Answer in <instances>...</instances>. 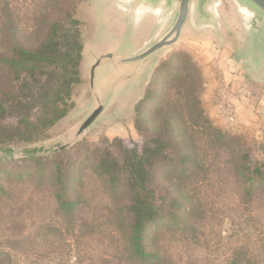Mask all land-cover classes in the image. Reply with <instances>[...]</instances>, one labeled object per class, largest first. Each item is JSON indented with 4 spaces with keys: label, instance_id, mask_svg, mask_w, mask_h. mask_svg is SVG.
<instances>
[{
    "label": "rangeland",
    "instance_id": "rangeland-1",
    "mask_svg": "<svg viewBox=\"0 0 264 264\" xmlns=\"http://www.w3.org/2000/svg\"><path fill=\"white\" fill-rule=\"evenodd\" d=\"M107 1L76 4L80 82L66 115L33 143L0 136V264H136L118 215L130 190L110 193L96 167L104 161L108 173H118L124 150L156 145L170 165L191 156L197 167L183 176L166 167L153 172L148 187L161 215L148 224L146 242L159 258L155 264H264V189L246 194L238 169L243 154L248 165H264V71L255 74L242 58L245 44L231 0L218 8L220 34L186 28L132 107L123 110L127 85L78 143L54 152L91 112L88 51L109 52L123 31L120 21L107 22ZM49 4L0 0V9L8 8L30 33ZM200 112L220 133L238 139L235 152L204 131ZM126 177L118 173L120 188ZM57 193L76 205L61 211Z\"/></svg>",
    "mask_w": 264,
    "mask_h": 264
},
{
    "label": "trees",
    "instance_id": "trees-1",
    "mask_svg": "<svg viewBox=\"0 0 264 264\" xmlns=\"http://www.w3.org/2000/svg\"><path fill=\"white\" fill-rule=\"evenodd\" d=\"M48 1L50 4L30 33L20 29L8 8L0 9V136L7 141L40 140L66 115L72 106V90L80 82L82 44L80 22L75 18L78 0ZM7 118L14 123L8 124ZM201 118H204V131L211 134L214 142L229 152L237 150L238 139L220 133L206 117ZM124 151L125 162L117 171L127 174L124 187H119L118 173H108L104 161L97 165L96 172L104 178L110 193L120 194L126 186L130 190L132 198L118 209V215L125 221V245L136 264H155L159 258L148 250L146 231L148 224L161 215V208L148 184L155 169L166 167L183 176L197 167V160L186 156L176 165H170L160 145ZM242 157L238 161L239 176L250 196L257 188L264 189V165H248L249 156ZM55 197L61 211L68 212L76 205L59 193Z\"/></svg>",
    "mask_w": 264,
    "mask_h": 264
},
{
    "label": "water",
    "instance_id": "water-1",
    "mask_svg": "<svg viewBox=\"0 0 264 264\" xmlns=\"http://www.w3.org/2000/svg\"><path fill=\"white\" fill-rule=\"evenodd\" d=\"M112 18L120 21L123 31L114 40L109 52L96 55L89 67L88 85L92 109L89 116L62 141L54 152L63 151L78 143L90 129L109 102L127 85L129 97L124 109L132 107L142 95L160 59L176 45L188 27L195 31L221 32L218 8L221 0H108ZM245 47L242 58L249 61L255 74L264 71V0H231ZM102 3V2H101ZM115 17V18H114ZM130 45V46H129ZM105 76L104 85L102 78Z\"/></svg>",
    "mask_w": 264,
    "mask_h": 264
},
{
    "label": "crops",
    "instance_id": "crops-1",
    "mask_svg": "<svg viewBox=\"0 0 264 264\" xmlns=\"http://www.w3.org/2000/svg\"><path fill=\"white\" fill-rule=\"evenodd\" d=\"M237 108H240V103L236 101V104L234 105V109L236 112L238 111Z\"/></svg>",
    "mask_w": 264,
    "mask_h": 264
}]
</instances>
